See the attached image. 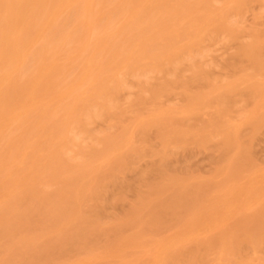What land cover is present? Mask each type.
<instances>
[{"label":"bare ground","instance_id":"1","mask_svg":"<svg viewBox=\"0 0 264 264\" xmlns=\"http://www.w3.org/2000/svg\"><path fill=\"white\" fill-rule=\"evenodd\" d=\"M5 1L6 0H0V2H2V3L5 2ZM8 1L9 0H7V2ZM13 1H16V0H13ZM20 1H22V0H19V2ZM28 1H29V5H30L31 2H30V0H28ZM35 1H36L37 4L34 3ZM35 1L32 0V2H33V5L32 6H34V4H35V5H37V7L36 6L31 7V9L29 8L30 10H28V13L30 14L31 13L30 11L33 10V8L36 7V9L34 10V13H32L30 16L27 14L30 18H29V20L26 19V20H28V22L24 21V22L27 23L26 24L27 27L24 28L27 31H25L23 29L22 35H21V34H19L20 33L19 32V29L21 31V28H19V29L17 28L18 29L17 30L18 31V35L19 36H17L18 39H16L15 41L18 40L17 41L18 43L16 42V44H19L20 47L18 45H17V47L21 48L22 51L21 50H18L17 51V54H18V52H20V54L17 55V54H15V52H16L15 49H17V48L14 47L15 49H14L13 53L15 55H13V54L10 53V56L8 57V58H11V56L13 55V57L11 58L13 60H11L10 65L8 64V66L5 67V65L7 63V61H6V63H3V64H5V65H3L5 68L2 69V70L0 69L1 70L0 71V144L3 142V143H5V147H6V148H2L0 146V241L4 243L3 246H0V264H33L34 257L29 254V252H28L29 249H33V250H36L37 251L36 258H37V260L39 262H41V264H51L53 261H57V264H60L63 261V259H64L65 255L67 254V252H69L73 248L77 247L78 245H81V243L86 242L87 239L89 240V237H93L92 240H93V243H94V237H95L94 235H96L97 234V231L99 230V228H97L98 221L96 220L98 218L95 219V216H99L98 215V212H99L100 209L97 208L98 206L97 207L94 206L92 209H91L90 206H88L89 207V210H88V208L85 210L84 209L85 207L84 208L81 207V210H79V208H80L79 207V193L82 192V191L79 192V189L80 188L79 189L78 188L77 189L76 188H70L67 192H63L61 194L64 197L63 199H54L52 201L49 200L50 202L47 201V200H46L47 202H45V198H43V197L40 198V197L36 196L32 200L25 202L24 203L25 205H23V207L20 208V209H14V204H16L17 202L13 200V198L15 196H28L30 194V191H31L30 183L33 180H35V179H40L42 181H46L44 183L47 185L52 180H55V181H63L64 178L66 180L67 177H68V181H69L68 184L71 186L70 182H73L74 183V180L73 179H75L76 178V175H77V173H75V172L78 171V170H80V169H84L87 166V163H92V162H90V160H92V161L95 160L93 158H89L90 156L93 157V154L87 153V152H92L91 149H89L90 151L87 150V152L84 153V156L86 154H89V155L86 156L87 158L85 157L86 159H84L86 161L83 160V162H80L77 165H75V168H74L75 171L74 170H71V169L68 171L67 170V166H64V165L59 166V167H56V168H53V169L48 170V171H44L43 170V166L45 165V163H44L43 158L41 157V155H44V152H42V154H37V148L39 146L37 140H38V136H39L40 133L43 134V135H46L47 138H49V134H48L49 131L52 132V133H54L55 138L51 141V147L53 149H56L57 150V148L59 147L58 146V143L62 139H66L69 145H76L75 139L72 138V137L71 138L69 137V132H71V130L74 127L80 126L81 127V131L80 130L79 131L80 132H86V129H85L86 120L84 118H79L78 117V115L80 113V111H79L80 103L83 101V99L85 97L84 94L82 93V90H81L83 88V86H85L86 89H92L94 91V94H101L102 99L98 103V108L95 109L90 114H92L91 115L92 118H95V117L97 118V117L102 116L108 109H110V107L112 105H114L119 100V97L121 95V91H122V87H123V80L118 79V78H114V76L112 74V72L116 68L119 69V70H121L124 74H129V73L130 74H133V73H135L136 71H138L140 69L141 71L143 70L145 72L144 73L142 71L143 75H147L148 73H146V71H148V72L152 71V73L156 72L155 70H157V71L159 70L160 71L162 69V66L164 65V63L168 65L166 67H169L170 65H174V66L181 65L183 59H185V57H186V56L183 57V55H185L188 52L187 55L188 54H192V56H193L196 53V52L195 53L193 52L194 51L193 48H192L193 51L191 52L190 48L192 47V45H194L197 48V49L195 48V51L198 50V48L202 45L203 33H204V30H205V27L206 26H214V24H217L220 20H223V21L224 20H227V18L229 17V15H231V16L234 15V14L237 15L238 13H236V12L238 10L244 9L242 7H245L247 4L249 6V3L248 2L251 1V0H222L225 3L224 7L223 6L222 7H215V6H212L211 4H207V3H209V0H114L115 2H117V6L114 7V8H112V10L109 11V13L107 14V18H105L106 19V22L103 23V25L101 24L100 17L102 18V16L104 15L103 10L106 8V5L109 2H112V0H66L67 1L66 2L67 4L64 7L62 6L63 4H61L59 0H35ZM38 1H40V2L38 3ZM254 1H256V0H254ZM7 2H5V3H7ZM9 3L11 4L13 2L12 1H9L7 3V5ZM23 3H24V5H26L25 4V1ZM204 3H205V5H207V8H208L207 11H208V13H204V12L202 13V10L205 9V8L202 9V5H204ZM20 4H21V2H20ZM1 5L3 7L6 4L3 3ZM17 5H18V3H17ZM11 6H12V4H11ZM19 6L20 5H18V7ZM21 8L24 11L23 7H21ZM60 8H62V9H60ZM1 9H0V43L2 45V43H3V40L2 39L4 38V40H5L8 37V35L6 34V31L9 29V27H10L9 25L12 23L10 21L11 19L8 21L9 17L7 18V16L9 14H7V16H6V13H8L9 11L11 12L12 11L11 9H13V8H10L9 7V9H10L9 11L7 9H5V11L7 10V12H5V11H3ZM204 11H206V10H204ZM68 12H70L72 14L71 16H72V19L74 20L73 22H69V15H68V17L65 16L66 19H67V21L69 22V24L64 19V14L65 13L68 14ZM11 13H13V11ZM15 13H16L15 15L13 14L14 17H17L16 15H20V14H17V12H15ZM18 13H20V12H18ZM28 16L26 18H28ZM81 17H86L87 19H89L91 21V25L88 28H85L83 26V24H81V22L78 21ZM114 19H116V20H114ZM16 20H17V18H16ZM23 20H24V18H23ZM8 22H10V23H8ZM17 22L18 21L15 22L16 25H17ZM43 23H45V25H43ZM23 24H25V23H22L21 24L22 27H23ZM26 25H24V26H26ZM13 26H15V25H13ZM43 26H45V27H43ZM17 27H18V25H17ZM224 27H225L224 29L226 30V32H228V35L230 37L236 38V37L239 36V35L237 36V34H239V30L237 28H235L232 24H230V23H228V25L225 24ZM11 28H10V30H11ZM13 30L14 29L12 28V32H14ZM17 31H15V32L17 33ZM15 32H14V34H15ZM8 33H10V32H8ZM34 33H40L39 37L37 35V37L34 38L35 40H33V35L35 37V34ZM4 34H5L6 38L4 37ZM11 35H13V34L10 33V36ZM16 35H14V36H16ZM14 38H16V37H14ZM14 38H11V39L14 40ZM257 40H258V36H257V34L255 32H253L252 41L247 45V48H254L256 46V43H257L256 41ZM8 41L9 40H7L5 42V43H7V46H8ZM35 41H36V43L33 44V42H35ZM9 42H11V41H9ZM84 43L87 45L86 49L83 48V47L86 46V45H83ZM71 44H73L75 46V48H76V56H75L74 62L71 63L67 67L66 65L68 63H66L65 53H66V50L68 49V47L71 46ZM1 45H0V49H1ZM258 46H260V45H258ZM11 47H12V45H11ZM262 48H263V46H262ZM1 51H2V49H1ZM257 51H258V49H257ZM2 52H4V50ZM259 52H261V51H259ZM7 53H5L4 55H6ZM253 53H255V51ZM256 55H258L257 52H256ZM14 56H16V57H14ZM253 56H254V54H253ZM2 57L3 56L0 53V61L2 60ZM5 58H7V57H5ZM257 61H259V60L257 59ZM58 62H59V64H60V66H61L62 69H60L59 71L56 72L54 70V65L57 64ZM262 64H260V65H262ZM179 67L181 69V66H179ZM172 68H173V66H172ZM172 68L170 67V68H166V69L167 70L170 69L171 72H172ZM202 70L203 69H201V71ZM245 70H246V68H245ZM62 72L64 73L63 78H62L63 81L59 80L55 76L56 74H59V73H62ZM169 72L170 71L168 70L167 73H169ZM234 72H236V71H234ZM167 73H166V75H169ZM241 73H242V71L240 72V74L238 72L239 75H241ZM246 73L248 75L242 74L241 76H243L244 78H245V76H248V77H251L252 76V78H253V74L250 76L249 75L250 73H248V72H246ZM205 75H206V73H205ZM255 75L257 76L258 74H255ZM196 76H194V77H196ZM229 76L232 77V74L229 75ZM229 76H228V78H229ZM180 77H182V76H180ZM197 77H200V75H198ZM207 77H208V75H207ZM200 78H198V80H200ZM235 78H236V76H235ZM231 79H234V77H232ZM179 80H180L181 84H182V81H184L183 77L182 78H179ZM201 80H202V78H201ZM202 81H204V80H202ZM206 81H204L205 84L202 85V86H205L206 85ZM210 81H208V82L210 83ZM227 81H228V79H226L225 83ZM171 82H173V81H171ZM199 82H201V81H198L197 83H199ZM214 82L216 83L217 81L214 80ZM228 82H230V80ZM252 82H255V81L253 80ZM256 82H258V81H256ZM174 83H170V82L169 83H166L168 85L165 86V87H163V88H166L165 90H169V89H171V87L172 88H175V87H173ZM176 83L179 84L178 81ZM170 84L172 85L171 87H170ZM185 84L187 85V83H185ZM200 84H198V85H200ZM220 84H221V82H220ZM208 85H211V84H208ZM233 85H232L231 88H234ZM250 85H249L250 87H253L252 86L253 83H251ZM258 85H259V83L256 84L257 87H258ZM174 86H176V85H174ZM179 86H182V85H179ZM254 86H255V84H254ZM238 87L235 90L238 91ZM243 87H241L239 89L241 90ZM163 88L161 86V89H163ZM178 88H180V87H178ZM198 88H199V86H198ZM209 88H210V86H209ZM217 88H219V87L216 86L215 88H213L214 91H212L215 95H213L211 91L209 93H205V92H207V91H205L204 92L205 95H203L202 94V91L204 89H201V88L199 89V91L201 90L200 92L198 90H196L198 92L193 91V93L190 91L193 95H195L194 92L197 94V96L196 95L193 96L194 97L193 100L195 101V102L194 101L193 102H194V105L195 106H193L194 108H193V111L192 112H194V110H195V113L196 114L199 113V112L203 114L205 112L204 115L207 118V115L208 114H211L210 113L211 112L210 108L212 107V102L210 103V100L212 99L213 96L221 95V94H219L217 92ZM235 88H236V86H235ZM246 88H248V87H244L243 89H246ZM190 89H188L187 91H189ZM226 90H229L230 91V89H226ZM226 90L223 91L224 93L222 92V94H225L227 92ZM237 91H235V92L237 93ZM183 92H185L184 89H183ZM198 93L202 94L203 96L199 95ZM232 93L233 92H231V94ZM236 93H234V95ZM206 94H207V97H206ZM228 94H229V96H231L230 93H228ZM187 95H189V94H187ZM245 95H246V93H245ZM232 96H233V94H232ZM252 96H253V94H252ZM189 97H190V95L186 99H188L190 101ZM193 97H190L191 100H192ZM225 98H226V96H225ZM227 98H228V96H227ZM234 99H235V97H234ZM154 100L156 101L155 97L152 100H150V101H154ZM188 100L186 102H188ZM219 100H220V102H222L221 99H219ZM231 100H233V99H231ZM214 101L216 102L215 98L213 100V105L215 107V105L217 103H215ZM254 101H256V100H254ZM59 102L61 103L60 106H58ZM229 102H230V99L228 100V103L225 102V106L227 104L229 106V104H230ZM261 102H263V101H261ZM184 104H186V103L184 102ZM189 104H191V102H189ZM189 104H188V106H189ZM152 105H154V104H152ZM152 105H150V106L152 107ZM205 105L207 106V108H206L207 111L205 109V107H206ZM256 105H258V104H256ZM148 106H149V104H148ZM161 106H163V108L165 107L164 105H161ZM230 107L231 106H229V108ZM159 108L161 109L160 106H159ZM222 108H224V107H222ZM229 108H228V111L231 110ZM257 108L258 107L256 106V109ZM260 108L262 109V105H261ZM174 110H172V111L171 110H168V111H162V112L156 113L155 116H153V117L150 118V121L147 120L149 122L148 124H150V125L151 124L152 125L154 124V126L156 124L158 126H155V127H157V128L159 127L158 129L159 130H162V131H159V132L162 134V138L165 137L164 138V142H167V138L169 139V137L172 136L173 126L176 125V124H180L181 123L180 120H179V123H178V121H174L173 120V118L175 116V113H178V111L174 113ZM212 110H213V108H212ZM215 111H213V112L215 113ZM230 112H228V115L230 114ZM195 113H193V114H195ZM214 113H213V115H215ZM245 113H248V112H245ZM222 114L220 112L219 115L223 116ZM244 114H243V116H244ZM189 115L190 114H188V117H190ZM219 115H217V117H219ZM194 116H196V115H194ZM62 117L67 118V121L64 122V123H59V120ZM183 117H181V118H183ZM188 117H184V118H188ZM198 117L199 116H197V118ZM253 117H255V116H253ZM175 118H177V116H175ZM230 118H232V116H230ZM234 118H236V117H234ZM263 118H264V116H263ZM207 119L209 121L208 126L206 125L204 127L201 126V127H198L197 128L194 125L196 127V131L198 130V132H195V130H194V132L196 134H198L200 132H203V133H200V134H203L204 135V133H205L204 131L209 132L210 130L211 131H214L216 129V128L213 127L215 123H213V121H210L209 120V117ZM188 120H186V121H188ZM219 120H221V119H219ZM222 120H225V118L222 117ZM234 120H236V119H234ZM18 121H22V122L20 124H18L17 123ZM186 121L185 122L183 121V125L185 123L186 126L184 125V127H182V129L181 128L179 129V132H180L179 134H181L180 136L186 135L185 137L187 138V137H189L188 136L189 134H192V132L186 130L187 127H191V126H187L188 124H186ZM192 122H193V120H192ZM196 122L197 121H195V124H196ZM198 122H199V120H198ZM223 122H222V124H223ZM204 123L207 124V120H205V122H203L202 124H204ZM143 125H145V123ZM189 125H190V123H189ZM197 125H199V123H197ZM225 125H226V128L228 127L227 129L229 131L232 130V129L229 128L230 126H232L233 128H235V126H233L231 124H229L228 126H227V124H225ZM154 126H153V128H154ZM194 126L191 127V128H189V129H193V128L195 129ZM218 126H217V128H218ZM185 127H186V129H185ZM219 127H221V126H219ZM145 128H148V129L146 130V129L142 128L143 130H141L140 133H142V131H144V132H146V133L143 132L144 133V136H146L147 134H148V136H149V134L151 135V133H148L147 132L149 130V128H151V127L150 126H148V127L146 126ZM175 128H176V126H174V129ZM212 128L214 130H212ZM226 128H224V129H226ZM236 128H237V126H236ZM123 129H125V128H123ZM123 129H122L121 132H124L125 134H127L129 132V131L127 132V130L126 131L125 130L123 131ZM137 129H138V127H137ZM234 130H236V129H233V132H234ZM149 131L151 132V129ZM153 131H154V129H153ZM174 131H176V130H174ZM220 131H219V133H220ZM121 132L119 133L120 136L123 134ZM233 132H232V134L230 132V134L234 136L235 134ZM242 132H244V131L241 130V133ZM136 134H137V132H136ZM169 134H171V135H169ZM207 134L210 135V133H207ZM213 134H215V133L213 132ZM168 135H169V137H168ZM175 135H176V133H175ZM175 135L172 136V137H174L173 139H175ZM236 135H238V137H239V134H237V132H236ZM114 136H117V134L116 135L114 134L111 137V142L108 143L107 146L110 147V149L114 148V150H115V149H117L115 147H117L118 144H120V141L123 140L122 139L123 137L121 138L119 136L120 138H119V141H118L116 139V137H114ZM198 137H199V135H198ZM229 137L230 136H228V138ZM114 138L117 141H113ZM117 138H118V136H117ZM186 138H185V140H188V138L187 139ZM147 139H149V138L147 137ZM176 139L178 141L180 139L179 142H181V138H179V139L176 138ZM176 139H175V141L177 143V140ZM183 139H184V137H183ZM219 139H222V138H219ZM235 139H237L236 136H235ZM103 140L105 141V138H102L101 139V141H103ZM133 140H131V141H133ZM143 140H146V139H143ZM214 140H210V141H214ZM146 141L148 142V140H146ZM146 141H145V143H146ZM175 141L173 142L174 144H176ZM207 141H208V139H207ZM240 141H241V139H240ZM246 141H245V143H246ZM116 142H119V143L116 144ZM170 143H172V142H170ZM197 144H199V143H197ZM237 144H240V143H237ZM130 145H132L131 142H130ZM132 146L134 147L135 145H132ZM192 146H194V145H192ZM239 146L240 145H237L236 146L235 151H237V149H238L237 147H239ZM149 147H151V146H149ZM172 147L173 146H171L170 148H172ZM177 147H179V149H182V147H180V145L177 146ZM220 147H221V145H220ZM27 148H30V149L28 150ZM136 148L137 149L134 150V151L139 150L138 149L139 147H136ZM147 148L145 147L144 148V151ZM190 148H191V146H190ZM130 149L132 150V148H130ZM201 149H203V148H201ZM232 149H234V148H232ZM242 150H241V152H242ZM108 151H110V150H108ZM224 151H227V150H224ZM248 151H249V149H248ZM147 152H148V150H147ZM167 152H168V150H167ZM167 152H165V153H167ZM169 152L171 153V151H169ZM228 152H232V151H228ZM114 153H115V151H114ZM116 153H117V150H116ZM143 153H146V152H143ZM187 153H189V152H187ZM239 153H240V151H239ZM171 154H169V155H171ZM94 155L96 156L95 153H94ZM143 155H145V154H143ZM189 155H190V153H189ZM242 155H244V154H242ZM124 156L127 157L128 155L127 156L124 155ZM145 156H147V155H145ZM148 157H149V155H148ZM115 158L117 159L116 161L118 163H121L120 156H115ZM127 158H129V157H127ZM134 158L135 157H133V160L130 161V162H133V164H134V161H135ZM222 159H223V157H222ZM222 159H221V161H224ZM231 159L233 160V158H231ZM125 160L127 161V159H125ZM158 162H159V164H162L161 166L165 165L164 162L163 163H160L159 160H158ZM229 162H230V160H229ZM167 163H169V162H166V164ZM221 163L219 164V166L221 165ZM159 164H157V165H158V168H159V171H160L162 167H159L160 166ZM170 164H172V162H170ZM229 164H228V166H229ZM22 166L28 172L29 178L27 180H20V176L21 175H20V169L19 168L22 167ZM130 167H131V165H130ZM166 167H168V165L165 166V169H167ZM169 167H170V165H169ZM222 167H220V168H222ZM257 167L254 168V169H257ZM158 168H156V170ZM227 168L228 167H226L225 169H227ZM152 169L155 172V168H152ZM165 169H163L164 172H165ZM183 169L186 170L185 168H183ZM187 169H189V168H187ZM112 170H114V169H112ZM179 170H181V169H179ZM253 170H252V172L249 171L250 172L249 175H251V173H253ZM126 171H127V169H126ZM151 171L148 170V172H151ZM171 171H173V170H171ZM176 171H178V170H176ZM216 171H217V169H216ZM164 172H163V174H164ZM178 172L180 173V171H178ZM182 172H184V171H182ZM222 172H220V173H222ZM225 172L226 171H224V173ZM255 172L256 171H254V173ZM160 173H161V171H160ZM172 173H174V172H172ZM179 173H178V175H179ZM247 173H246V175H247ZM150 174H152V173H148V176H146V177L148 178L150 176ZM215 174H216V172H215ZM141 175L143 177L142 180H144V179L147 180V178L145 176H143L144 174H141ZM181 175H184V174H181ZM222 175L223 174H221V176ZM110 176L112 177L113 175L109 174V178L110 179H113L114 176L112 178ZM192 176H190V177L192 178ZM260 176L263 177V175H258L259 179H260ZM120 177H122V175H120L118 178H120ZM198 177H196V178H198ZM245 177L247 178L248 176H244L243 179ZM258 177H257V179H258ZM109 178L108 177L106 178V182L107 181L110 182V180H108ZM118 178H114L115 181H117ZM164 178H165V176H164ZM184 178H186V177H183L182 179L184 180ZM193 178H195V176H193ZM216 178H220V177H217L216 176ZM172 179L173 180L175 179L174 182H173V185L174 186H172L173 188L175 187L176 182L178 183V181H179V183L180 182L181 183H180L179 186H177V188L175 187L176 189L174 191L172 190L173 192H168L169 189L167 190L168 196L165 195V197L167 196V198H166L167 200L165 199V202L162 203V204H160L159 206L160 207H163V209L166 212H170V213L173 214L174 209L187 207L189 204H191V203H189L192 200L190 198H194L195 195H197V196L200 195L199 193H200V189L202 188L201 185L203 184V182H202V179L200 180V178L197 180V183H195L196 181L194 180V184H197L198 186L195 185L196 186V188H195L196 189L195 190V195L191 196L192 193L190 192V188L192 187V183H193L192 180H190L192 182L190 184V182L184 183L185 180H184V182L182 181V179L179 180L180 177H177V178L176 177L175 178L172 177ZM176 179L178 181H176ZM251 179H252V177H251ZM251 179H248V181L251 180ZM259 179L257 181H260V180H262L264 178H261L260 180ZM118 180H120V179H118ZM149 180H150V178H149ZM151 180L154 181L153 177H151ZM164 180H167V179H164ZM173 180H171V181H173ZM242 180H240V181H242ZM244 180H247V179H244ZM150 181H147L145 183L147 185H149L148 182L151 183ZM163 181H162V183H163ZM232 181H233V179H232ZM95 182H97V180ZM154 182H156V181H154ZM168 182H170V179L167 180V183ZM236 182H237V180H236ZM238 182H239V180H238ZM76 183H78V182L75 181V183L72 184L73 185L72 187H74ZM79 183H80V181H79ZM156 183L159 184L160 182H156ZM167 183L165 184L166 186H167ZM209 183H211V182H209ZM244 183L246 184L248 182L247 181H244L242 184L240 183L242 187L235 186L236 189H239V188H244L245 189L246 186L244 185ZM254 183H256V182L253 181V184H252V181H251L250 184L251 185H255ZM262 183H260V185ZM142 184H143V182H142ZM257 184L254 187L260 188L262 186L261 185V186L258 187L259 184L258 185ZM91 185H93V184H91ZM237 185H239V184H237ZM243 185L245 187H243ZM223 186H225V185H223ZM76 187H79V186L76 185ZM96 187H103V186H98L97 185ZM96 187H94V188H96ZM126 187H127V185H126ZM172 187H170V188H172ZM250 187L251 186L249 185V186L246 187V189L247 188L249 189ZM85 188L87 190L90 189V188H87V187H85ZM257 188H256V190H257ZM81 189H82V187H81ZM165 189H167V188H165ZM220 189H221V187H220ZM92 190L94 191V189H92ZM92 190L90 189V191L87 192L89 194V196H91ZM239 190H237V191H239ZM95 191H94V193H92L93 199H94V196H95L94 194H96ZM202 191L203 190H201V192ZM211 191H213V190H211ZM85 192H86V190H85ZM167 193H165V194H167ZM83 194L84 193L82 192V196H83ZM148 195H150V194H148ZM162 195H164V194H162ZM245 195H244V198H245ZM85 196H86V194H85ZM89 196L87 198H89L90 200H92ZM119 196H122V195H118L117 197L119 198ZM206 197L207 196H205V198ZM67 198L70 201H67ZM147 198H150V196H148ZM202 198H201V201L204 200V199L202 200ZM231 198H234V197H231ZM236 198H239V196H237ZM115 199L117 200V198H115ZM151 199L152 198H150V200ZM213 199H210V201L206 202L207 204L209 202L211 203L210 205L208 204L209 206L207 204H205V206H207L208 209L205 206L202 207V206L198 205V203H195L194 206H196V207L199 206L197 208L198 210H196V211H199L201 209H203L204 211L205 210L206 211H209V209L211 208L210 206H213L214 205L213 203L215 202V200L211 202V200H213ZM84 200L85 199H83V201ZM150 200L148 201L149 204L147 203L148 206H149L148 208H150V206H152V205H154L153 207H155L156 206L155 203L153 204L154 201L152 202ZM154 200L157 201L158 198H157V200H156V198ZM207 200L208 199L206 198V200H204V201H207ZM193 202H194V200H192V203ZM262 203L260 205H262ZM158 204H159V202H158ZM202 204L204 205V203H202ZM232 204H235V203H232ZM30 205H34L35 207L30 208ZM82 205L83 204L81 202V206ZM146 205L143 206V207L141 206L142 209H138L140 207L139 205H138L137 209L134 208V210H132L131 215H130V217H129L128 220L134 222L133 224L131 222V224L133 225L134 228H136V230L138 228L142 227V226H145L144 225L145 223H146V225L149 224V226L147 227V231L148 232L144 231V232H146L147 235L145 233L144 234L147 237H149V239L150 238L152 239V234H151L150 231H152L151 227L153 228L154 226L152 225V223H150L151 221L149 220V218L146 219V217H145V214H146L145 210L146 211L149 210V209L148 210L147 209H144V208L147 207ZM215 205H217L215 207H218V203H216ZM221 205H222V203H221ZM231 205H230V207H231ZM260 205H259V207H260ZM215 207H213L214 210H215ZM233 207H235V205ZM249 207H250V205H249ZM263 207H264V204H263L262 208ZM189 208H190V206H189ZM220 208H217L218 209V212H217V209L215 211L217 213L223 215L222 210ZM223 208H226V210L223 209L224 210L223 212H225V211L228 210L226 204H225V206ZM82 210H84V211L82 212ZM212 210L213 209H210V211H212ZM214 210H213L212 213L211 212L210 213L205 212V213H208L206 215V217H204L205 216L203 214L204 212H201V211L200 212H201V215L203 214L202 216L204 218H207L206 221H208L210 219L212 220V217L213 216H210V214H214L215 213ZM219 210H221V211H219ZM257 210L260 211V209H256V211ZM230 211L232 212L233 210L231 209ZM200 212L199 213L197 212L198 214L195 213V212H193V214H192V211H191V214L192 215L189 214L188 216L190 218H191V216L196 217L197 215L200 214ZM255 212H253V213H255ZM99 213H101V212H99ZM91 214L94 217H93V220H91L89 222V217H90ZM152 214H153V216H152ZM159 214H160V211H157V209H156L154 213H152V210H150V212L148 211V214H146V215H150L149 217L152 218L151 219L152 222H155L156 221V218L158 217ZM241 214H243V213H241ZM180 215L182 216L183 214L180 213ZM222 215H218V217L219 216H222ZM230 215L232 217V215H234V214H232V213L229 214L228 213V217L226 215V218L227 219L224 218V216H225L224 215L223 218H220L219 217L220 218V220H219L218 217L215 218V214H214V217H213V220L212 221L215 224V227L217 226V223L219 224V221L220 222L221 221L223 222V219L228 220V218L230 217ZM43 216H45V217L43 218ZM185 216H187V215H185ZM188 216L187 217H184V219L185 218L189 219ZM40 217L43 218V219H40ZM75 217L77 219H74V221H71ZM193 217H192V219H194ZM209 217H211V218L209 219ZM250 217H252V216H250ZM196 218L194 219L195 221L189 219L190 220V223H192V228H191V226H189V227L186 226V227L191 228L193 231L195 230L193 228L194 226L196 227V229L197 228L198 229H200V228L203 229L204 228L203 225L206 224V223L205 222L202 223L203 220H200L201 223H199V219H201L202 217H199L198 219H196ZM216 219H218V221ZM231 219L233 220L234 218L232 217ZM231 219H229L228 221L230 222ZM196 220L198 221L197 224H199V226H200V224H202L201 225L202 227L200 226V228H199V227L196 226L197 225L196 224ZM214 220L217 221V223H215ZM174 221H175V219H174ZM178 221H180V220H178ZM186 221L183 220L182 223L183 222H186ZM193 221L195 222V225H194V222ZM212 221L210 222V224H212ZM228 221H227V223L225 221V224L223 222V224H221V225H227L228 224ZM71 222H73V223H71ZM180 222H178V223H180ZM11 223H14V224H11ZM176 223H177V221H176ZM176 223H175V226H177ZM182 223H180V226H182ZM251 223H252V220H251ZM58 224L61 225V228H60L61 233L63 231V232L68 233V235H64L66 238L64 237L63 239L60 238L62 236L59 237V236L55 235V237L53 238V240L57 242V245L55 247H51L48 243L45 244V242L49 239L48 238L49 236L48 235H47L48 237L46 236V232H47L48 229L55 228V226L58 225ZM153 224H155V223H153ZM207 225L208 224H206V226ZM212 226H213V228L211 227V225H209L208 227H206L205 230H208L209 229L210 230L209 232L211 233L212 232V229H213V232H214L215 229H220V228L222 229L223 228V227H220V225H218L214 229V225H212ZM173 228H174V226H173ZM173 228H172V231L175 229V228L174 229ZM181 228L182 227H178V228H176V230H180ZM191 229H188V230L189 231H192ZM12 230H13V232H12ZM106 230L107 229H105V231ZM140 230H141V228H140ZM169 230H170V228H169ZM169 230H167L168 233H169ZM233 230H230V231L232 232ZM249 230L251 231V229H249ZM189 231H188V234L185 231H183V232H185V234L187 236L190 235L188 238H186V236H185L184 239H182V240H185V239L188 240V241L185 240V242H191V241H189L190 237L193 240H196V238H197L195 236H191V234H190L191 232L189 233ZM198 231L200 232L202 230H198ZM222 231H223V229H222ZM255 231H256V229H255ZM133 232H135V231H133ZM167 232H165V233H167ZM171 232H170V235L169 236H171ZM195 232H196V230L194 231V234H196ZM205 232H206L207 235L209 234L207 231H205ZM205 232H201V233H205ZM252 232H254V230ZM201 233H198V234H200V236L201 235L204 236V234H201ZM178 234L179 233L177 232L176 233V236ZM185 234L182 233V235H185ZM194 234L192 233V235H194ZM250 234H253V233H250ZM258 234H259V232H258ZM58 235H60V233H58ZM99 235H100V233H99ZM138 235H139V232H138ZM145 235H144V237L142 236L143 237V243H145L146 240L147 241H150V242H153L154 241V240H151V239L148 240ZM156 235H157V233H156ZM173 235H175V234H173ZM173 235L171 236L172 238H173ZM123 236H120V237L122 238ZM132 236H133V234H132ZM137 236H135L137 238L136 244H137V242H140L139 241V238H138L139 236L138 237ZM169 236H167V238ZM248 236H250V237L248 238ZM177 237H175L176 238L175 241H177V239L180 237V235H179L178 238ZM198 237H199V235H198ZM238 237H241V236H238ZM123 238H122V240H123ZM133 238L134 237H131V238H129V240L130 239L132 240ZM144 238H146V239H144ZM156 238H157V236H156ZM161 238L164 239V237H161ZM204 238H205V236H204ZM246 238H247L246 240H248V241L251 238L252 239V240H250L251 242H253V240H254V236H251V235H248V234H247V237ZM157 239H159V241H158V243H155V244L153 243L154 246L156 244H159L161 242L160 241V238H157ZM157 239H155V240H157ZM169 239H171V238L169 237ZM169 239L167 240V242L169 241ZM221 239H222V237L220 238V240ZM230 239H232V238H230ZM230 239H229V241H230ZM122 240H121V242H122ZM129 240H128V242H129ZM134 240H135V238H134ZM179 240H181V237L178 239V241ZM255 240H256V237H255ZM196 241H198V240H196ZM206 241H207V239H206ZM212 241L213 240L210 239L209 243H206L205 242L206 244H204V245L202 244L203 245V248H204V252L203 251H202L203 253L201 252L202 254L195 253V254H197V256L198 255L200 256V257H197L198 258V260H197L198 263L200 262V260L206 259L207 257H209L210 254H212L213 255V259L210 260V263L212 261L213 264H238V263H236L237 260H235L233 262L232 259L235 258V257L238 258L236 256L237 253H238V256H239V252H240V254L243 252L242 249L239 248L240 245L239 246L237 245L236 247L234 245V247H233L232 246V244H233L232 242L233 241H230V242L228 241V243L226 242L223 245H222V243L221 244L219 243L220 246H217V244H214V242H212ZM250 241H249L248 245L251 246L252 243H250ZM258 241H259V239L256 241V244H257ZM17 242L21 243L22 246L21 247L17 246V244H16ZM172 242L173 241H171V243ZM182 242H184V241H182ZM263 242L264 241L262 240V244H264ZM93 243H88L87 242V244H92V246H90V245L88 246V247H90L89 249H91V248H92V250L95 249V245L93 247ZM132 243H133V241H132ZM141 243H142V240H141ZM141 243H139V244L141 245ZM146 243L147 244H150L151 246H153V244H151V243H148V242H146ZM180 243H179V245L181 247L184 243L183 244H180ZM199 243H200V241H199ZM136 244H134V245L137 246ZM243 244H245V243H243ZM164 245H165V247H163V248H166L165 249L166 251H164V252L168 253L167 246H166L168 244H164ZM169 245H172V244L169 243ZM254 245H255V243H254ZM106 246L108 247L109 245H106ZM151 246H149V247H151ZM156 246L158 247V245H156ZM183 246L185 247V245H183ZM213 246L215 248L219 247V248L215 249L216 250V252H215L216 254H213L212 253L213 251L211 252V250L213 249ZM86 247L87 246H85L84 249H86ZM143 247H140V248H143ZM146 247L148 248V245L143 248L144 250L146 249L145 252L150 249V248L147 249ZM157 247H156V250L150 249L151 252L149 251L150 254H148V256L150 255L152 258H150V260L149 259L146 260L145 262L147 263V261H148V262H150V264H167L169 262V260L166 263V261H167V259H166L167 256L165 255L166 253L164 254L165 255V258L163 256V253H162V256H160L161 254L159 252H161L162 250L161 251H160V249L157 250ZM170 247L171 248L173 247L174 248L173 250L177 249L176 248L177 247L176 245L175 246L172 245ZM163 248H161V249H163ZM103 249H106L107 250V248H103ZM143 249H142V251H141V249L138 250V251H140V253H141V252H143ZM184 249H186V247L185 248H182V251H184ZM197 249H198V247H197ZM92 250H90L88 252H91ZM254 250L256 251L257 249H253V251ZM260 250H261V248H260ZM182 251H181V253H182ZM248 251H250V250L248 249ZM195 252H196V250H195ZM92 253H94V251H92L90 254H92ZM134 253H136V252H133V256H134ZM184 253H185V251H184ZM178 254H179V252H178ZM186 254H187V252H186ZM188 254H189V252H188ZM212 255H210V257ZM256 255H258V254L256 253ZM90 256L91 255L88 254V258H86L87 261H88V259H89ZM92 256H93V254H92ZM94 256H96V255H94ZM102 256L105 257V254H103ZM136 256L137 255L134 256V259H131L129 257V255H127V252H124V253H121L120 255H118V256H116L114 258H117L115 261H118L119 264H120V261L123 262V264H125V263L126 264H129V263L130 264H139L140 262L138 263V261L141 260V259H140V257L136 259ZM184 256L185 255L183 254V258L185 259ZM240 256H243V254H241ZM145 257H147V256L145 255ZM175 257H177V256H175ZM188 257H190V256H188ZM257 257L258 256L255 257L254 262H255V260H256ZM94 258L96 259V257H92L91 260L94 259ZM194 258L195 257H193V259ZM239 258H238V261H239ZM181 259H182V256H180V260ZM184 259L181 260L182 263L184 261L186 263L187 261H191V260H192L191 262H194L193 259H189V258H187V260L186 259L184 260ZM178 260H179V258H178ZM243 260L246 261L247 259H245V257H244ZM248 260H250V259L248 258ZM109 261L111 262V259ZM250 261H252V260H250ZM65 262H66V260H65ZM93 262H94V260H93ZM142 262H144V260H142ZM191 262L190 263H187V264H191ZM81 263L84 264V262H82V261H81ZM88 263H89V261H88ZM103 263L104 262H102V264ZM203 263H204V261H203ZM242 263L243 264H246L247 261H246V263L245 262H242ZM98 264H101V263H98ZM114 264H117V262L116 263L114 262ZM168 264H170V263H168ZM192 264H196V263L194 262ZM201 264H202V262H201ZM206 264H208V263H206ZM239 264H241V262ZM250 264H254V263H250Z\"/></svg>","mask_w":264,"mask_h":264},{"label":"rangeland","instance_id":"2","mask_svg":"<svg viewBox=\"0 0 264 264\" xmlns=\"http://www.w3.org/2000/svg\"><path fill=\"white\" fill-rule=\"evenodd\" d=\"M9 1L13 2V3H11L12 6H11L10 3L7 5V3ZM9 1L7 2V0H6L5 2H7V3L3 2L4 4L7 5V6L5 5L3 7L1 5L3 3L0 2V5H1L0 7L2 8V9L1 8L0 9L3 10V11H5V9H7L9 11L10 10L9 7L13 8V9L15 8L14 10L11 9L13 11V13H11L12 11L11 12L9 11L8 13H6V16H7V14L10 15V16L9 15L7 16V18L9 17L8 21L11 19L10 21L12 22L9 25L10 27L6 31V34L8 35V37L10 36V33L13 34V35H11L9 38L8 37L6 38V36L4 34V37L6 39L5 40H4V38L2 39L3 40L2 45L0 43L2 51L4 50L5 53L8 52L6 54L7 55L6 56V55H4L5 53L2 52L1 49H0V53L4 57V58L2 57V60L0 61V65L2 66V67L0 66L1 70L4 69L6 66H8V64L10 65L11 60H13V59H11L13 57V55L17 54L18 50H21V48H19L20 47L19 44H16V42L18 40L15 41L16 39H18L17 36H19L17 30L19 28H21V31L19 29V32H20L19 34L22 35L23 29L27 27V25H26L27 23L26 22H28V20L30 18L29 16L32 13H34V10L37 7V5L34 4V6H36V7L33 8V10L30 11L31 13L29 14L28 10H30L31 7H34V6H32L33 5L32 0H30V2H31L30 5L31 6L29 5V1L28 0L20 1L21 4H20L19 0H16V1L9 0ZM24 1H25L26 5H24V3H23ZM59 1H60L61 4H63L62 5L63 7L67 4L66 0H63V1L59 0ZM210 1L211 0H209V3H207V4H211L212 6H215V7H222V6L224 7V5H225V3L222 0H212L211 2ZM39 2L40 1H38V3ZM17 3H18V5H20L19 7H18ZM34 3H36V1ZM205 3H204V5H202V9L205 8V9L202 10V13L203 12L204 13H208V11H207L208 8H207V5H205ZM248 3H249V6L247 4L245 7H242L244 9L241 8L242 10H238L239 12L238 11L236 12V13H238L237 15H235V14L232 15V16L229 15L227 20H224V21L220 20L217 24H214V26H206L205 30H204V33H203L202 45L196 51H195L196 47L194 45H192L190 50L192 52L193 49H194L193 52L194 53L196 52V53L195 54L193 53L194 54L193 56H192V54H188L189 55L188 56L187 55L188 52L185 55H183V57L184 56H186V57H185V59L182 58L183 61H182L181 65H178V66L170 65L169 67H166L168 65L164 63V65L162 66V69L160 71L159 70L158 71L155 70L156 72H154V73H152V71H150V72L146 71V73H148L147 75H143V73H142L143 70L141 71L140 69L138 71H136L135 73H133V74H130V73L129 74H124L121 70L116 68L112 72V74H113L114 78H118V79L123 80V87H122L121 95L119 97V100L114 105H112L110 107V109H108L102 116L97 117V118L96 117L92 118V116H91L92 114H90L91 112H93L95 109L98 108V103L102 99L101 94H94V91L92 89H86L85 86H83V88L81 90H82V93L84 94L85 97H84L83 101L80 103V107H79L80 113H79L78 117L79 118H84L86 120V124H85L86 132H80L81 131V127L80 126L74 127L71 130V132H69V137L70 138L72 137V138L75 139L76 145H69L66 139H62V140L59 141V143H58L59 147L56 150V149H53L51 147V141L55 138L54 133L49 131L48 132L49 138H47L46 135H43L41 133L39 134L38 140H37V142L39 144V146L37 148V154H42V152H44V155H41V157L43 158L44 163H45V165L43 166V170L44 171H48V170H51L53 168H56V167H59V166H62V165L67 166V170L68 171L70 169L74 170L75 165H77L80 162H83V160L87 158L86 156L89 155L90 153L93 154V157L90 156L89 158L95 159L93 161L90 160V162H92V163H87V166L84 169H80V170L75 172V173H77V175H76V178L73 179V180H74V183H75V181L78 182V183H76L74 187H72L73 186L72 184H74L73 182H70L71 186L68 184L69 183L68 177H67L66 180L64 178L63 181L52 180L47 185L44 183L46 181H42L40 179H35V180H33L30 183L31 191H30V194L28 196H15L13 198V200L17 202L16 204H14V209H20V208L23 207V205H25L24 204L25 202L32 200L36 196H38L40 198L41 197L45 198V202H47L49 200L52 201L54 199H63L64 197L61 195L63 192H67L70 188H76V189L80 188L81 189V187H82L81 190L79 189V192L82 191L84 194L82 196V192L79 193V207H80L79 210H81V207L82 208L85 207L84 208L85 210L88 208V210H89L88 206H90L91 209L94 206L95 207L98 206L97 208L100 209V210L99 209L98 210L101 213L98 212L99 216H95V219L96 218L99 219V220L96 219L98 221L97 228H99V230L97 231V234L94 235L95 236L94 237V243H93V240H92L93 237H89L90 241L87 239V241L81 243V245H78L77 247L73 248L70 251L68 250L69 252H67V254L64 257V259L66 260L67 263L63 259V261H62L63 263L61 262L60 264H64V263L65 264H83V263H81V261L84 262V264H91V263L92 264H98V263L102 264V262H104L103 264H114V262L115 263L117 262V264H119L118 261H115L117 258H114V257H116V256H118V255H120L121 253H124V252H127V255H129V257L131 259H134V256L137 255L136 259L139 258V257L141 259V260L138 261V263L140 262L139 264H142V263L145 264L146 260H148V259L150 260V258H152L150 255L148 256V254H150V252H151L150 249L156 250V247H157L156 245H158L157 250H159V249H160V251L162 250L161 252H159L161 254L160 256H162V253H163L164 258H165V255L167 256L166 257V259H167L166 263L169 260L168 263H170V264H173V263L174 264H187V263H190L192 260L191 261H187L185 263V261H184L185 259L186 260H187V258L193 259V257H195L193 259V261L197 264L198 263V261H197L198 258L197 257H200V256L199 255L197 256V254H195V253L202 254L204 252L203 245L206 244V243H209L210 239L213 240L212 242H214V244H217V246H220L219 243L220 244L222 243V245L225 244L226 242L228 243L230 238H232V239H230V241H233L232 242L233 244L231 243L232 246L234 247V245H235V247H236L237 245L238 246L240 245L241 247L239 246V248H241L242 251H243V252L241 251L242 252L241 254H243V256H240L241 255L240 252H239V256H238V253L236 255L238 258L240 257L241 259L239 258V261H238V258L235 257L236 259L235 258L232 259L233 262L235 260H237L236 263H238V264L240 262H241V264H243L242 262L246 263V261H247L248 264H250V263L264 264V246H263L264 244H262V240L264 241V207L262 208V206L264 204V202H263L264 201V179L260 180L261 178H264V118H263V116H264V104H263L264 103V90H263L264 89V0H256V1L251 0ZM116 6H117V2H115L114 0H112V2H109L106 5V8L103 10L104 15L102 16V18L100 17L102 25H103V23L106 22L105 18H107V14L109 13V11L112 10V8H114ZM21 7H23L24 11L22 10ZM60 9H62V8H60ZM7 10L5 12H7ZM204 10H206V11H204ZM15 12H17V14H20V15H16L17 17H14V15L16 14ZM18 12H20V13H18ZM68 15H69V22H73L74 20L72 19V16H71L72 14L70 12H68V14L65 13L64 14V19L69 24V22L67 21V19L65 17V16L68 17ZM27 16H28V18H26ZM16 18H17V20H16ZM23 18H24V20H23ZM26 19H28V20H26ZM15 20L18 21L17 22L18 27L15 24V22H16ZM114 20H116V19H114ZM24 21H26V22H24ZM78 21H80L81 24H83V26L85 28H88L91 25V21L89 19H87L86 17H81ZM8 23H10V22H8ZM22 23H25V24H23V27L21 25ZM228 23L232 24L235 28H237L239 30V34H237V36L239 35L238 37L233 38V37H230L228 35V32H226V30L224 29L225 28L224 25L225 24L228 25ZM12 24L15 25V26H13ZM24 25H26V26H24ZM43 25H45V23H43ZM11 27L14 29L13 31L14 32L17 31V33L15 32V34H14V32H12V28ZM43 27H45V26H43ZM10 28H11V30H10ZM24 30L27 31L26 29H24ZM8 32H10V33H8ZM253 32H255L257 34V36H258V40L256 41L257 42L256 46L254 48H247V45L252 41ZM34 34H35V37L33 35V40H35L34 38H36L37 35H38V37L40 35V33H34ZM14 35H16V36H14ZM14 37H16V38H14ZM11 38H14V40H12ZM7 40L12 42L11 43V42L8 41V46H7V43H5ZM34 43H36V41L33 42V44ZM85 43L83 45L87 44V43L86 44ZM11 45H12V47H11ZM17 45L19 47H17ZM258 45H260V46H258ZM262 46H263V48H262ZM14 47L17 48V49H15ZM86 47H87V45L85 47H83V48L86 49ZM14 49L16 51L15 54L13 53ZM257 49H258V51H257ZM254 51H255V53H253ZM259 51H261V52H259ZM256 52H257L258 55H256ZM10 53L13 54V55L11 56V58H8L10 56ZM252 53L254 54V56H253ZM18 54H20V52H18ZM16 56H14V57H16ZM75 56H76V48H75V46L73 44H71V46L68 47V49L66 50V53H65L66 63H68L66 65L67 67L71 63L74 62ZM5 57H7V58H5ZM257 59L259 61H257ZM6 61H7V63H6ZM3 63H6V65L3 64ZM260 64H262V65H260ZM3 65H5V67ZM172 66H173V68H172ZM179 66H181V69H180ZM165 67L166 68H170L171 67L172 68V72H171L170 69H168L170 72L167 73L168 70ZM245 68H246V70H245ZM60 69H62V68H61V66H60V64L58 62L57 64L54 65V70L57 72ZM201 69H203V70L201 71ZM234 71H236V72H234ZM241 71H242L241 75L242 74L248 75L246 73V72H248V73H250L249 74L250 76L253 74V78H252V76L251 77L245 76V78H244L243 76L239 75ZM204 72L206 73V75H205ZM238 72H239V74H238ZM166 73L169 74V75H166ZM231 74H232V77H234V79H231L232 77L229 76ZM255 74H258V75L256 76ZM63 75H64V73L62 72V73L56 74L55 76L59 80L63 81V79H62ZM196 75L197 76L200 75V77L204 81L207 80L205 86H202V85L205 84V82L202 81L201 78L197 77ZM207 75H208L209 78L207 77ZM180 76H182L183 79H184V81H182V84H181V82L179 80V78H182ZM194 76H196L197 78L194 77ZM228 76H229V78H228ZM235 76H236V78H235ZM198 78H200V80H198ZM226 79H228V81L230 80V82L227 81L225 83ZM197 80L201 81V82L197 83L198 82ZM214 80L217 81V82L215 83ZM253 80L255 82L256 81H258V82H256V83L252 82ZM171 81H173V82H171ZM177 81L179 82V84L176 83ZM208 81H210V83ZM169 82L170 83H174L175 82L176 84L174 83V85H176V86L173 85V87H175V88H172L171 87L172 85L170 84L171 89L165 90L166 88H163V87L167 86L168 84H166V83H169ZM220 82H221V84H220ZM185 83H187V85ZM251 83H253V85H252L253 87H250ZM257 83H259L258 87L256 86ZM198 84H200V85H198ZM208 84H211L212 86L208 85ZM233 84L236 86V88H235V86ZM254 84H255L256 87L254 86ZM179 85H182V86H179ZM215 85L217 87H219V88H217V92L219 94H221L222 96L221 95H217V96H213L212 97L213 100L215 98L216 102L215 101L214 102L217 103L219 106L216 104L215 107H214L213 100L211 99L212 100V101L210 100V103L212 102V107L210 108V110H211L210 113L211 114H208L209 116L207 115V118L209 117V120L213 121V123H215L213 127L216 128V129L214 130L212 128V130H214V131L210 130L209 132L204 131L206 133V134L204 133V135L200 134V133H203V132H200V133L196 134L195 132H198V130L196 131V127L198 128V127H201V126L202 127H204L206 125L208 126L209 121L206 118V116L204 115L205 112L203 114L200 113V112L196 114L195 110H194V112H192L193 108H194L193 106H195L194 105L195 101L193 100L194 99L193 96H195V95L197 96V94L195 92H194L195 95H193L192 93H193V91H196V90L199 91V89L201 88V89H204L202 91V94L205 95L204 94L205 91H207L205 93H209L210 91L211 92L214 91L213 88L216 87ZM232 85H233L234 88H231ZM161 86H162L163 89H161ZM198 86H199V88H198ZM209 86H210V88H209ZM243 86L244 87H248V88L243 89L244 88ZM178 87H180V88H178ZM237 87H238V91L235 90V89H237ZM241 87H243L242 88L243 90L239 89ZM183 89H184L185 92H183ZM188 89H190V90L187 91ZM226 89H230V91L226 90ZM233 89L235 91H237L238 94ZM225 90L228 93H230L231 96H229V94L227 92L225 94H222V92L225 91ZM198 91H196V92H198ZM231 92H233L232 93L233 96H232ZM234 93H236V94L234 95ZM245 93H246V95H245ZM187 94H189L190 97H193L192 100H191L190 97H189L190 101L188 99H186L189 96ZM198 94L203 96L200 93H198ZM212 94L215 95L213 92H212ZM252 94H253V96H252ZM225 96H226V98H225ZM227 96H228V98H227ZM152 97L153 98L155 97L156 101L155 100L154 101H150V100L153 99ZM206 97H207V94H206ZM234 97H235V99H234ZM219 99H221L222 102H220ZM229 99H230L229 103L230 104L232 103L231 105L229 104V106H231L232 108L231 107L229 108L228 104L225 106V102L228 103ZM231 99H233V100H231ZM187 100H188V102H186ZM254 100H256V101H254ZM183 101L186 104H184ZM261 101H263V102H261ZM189 102H191L192 105L189 104ZM60 104L61 103L59 102L58 106H60ZM148 104H149V106H148ZM152 104H154V105H152ZM157 104L161 107V109L159 108V106ZM188 104H189V106H188ZM256 104H258V105H256ZM150 105H152V107ZM161 105H164L165 107L163 108V106H161ZM261 105H262V109L260 108ZM256 106L258 107L257 109H256ZM222 107H224V108H222ZM206 108H207V106L205 107V109ZM212 108H213V110H212ZM228 108L231 109V110L233 109V110L232 111L231 110L228 111ZM168 110H171V111L174 110V113L178 111V113H175V116H177V118H175V116H174L175 119L173 118V120L174 121H178V123H179V120H180L181 123L174 125V126H176L175 129H174V126H173L172 136H174L175 133H176L175 139L176 138H178V139L181 138V142H179L180 139H179V141L176 139L177 140V143H176L175 139H173L174 137H172V136L169 137V135H171V134L168 135L169 139L167 138V142H164V138L165 137L162 138V134L159 132V131H162V130H159L158 129L159 127L158 128L155 127V126H158V125L155 124V126H154V124L153 125L152 124L151 125L148 124L149 123L148 121H150V118L155 116L156 113H159V112H162V111H168ZM206 111H207V109H206ZM213 111H215V113ZM212 112L216 116L213 115ZM220 112H221V114L223 113L222 114L223 116L219 115ZM228 112H230L229 115L232 116V118H230V116L228 115ZM245 112H248V113H245ZM193 113H195V114H193ZM188 114H190L189 115L190 117H188ZM243 114H244V116H243ZM194 115H196V116H194ZM217 115H219L220 118L217 117ZM183 116L184 117H188V118H184ZM197 116H199V117L197 118ZM253 116H255V117H253ZM181 117H183V118H181ZM222 117H224L225 120H222ZM234 117H236V118H234ZM219 119H221V120H219ZM234 119H236V120H234ZM186 120H188V121H186ZM192 120H193L194 123L192 122ZM198 120H199V122H198ZM205 120H207V124H205V123L202 124L203 122H205ZM66 121H67V118L62 117V118H60L59 123H64ZM183 121L184 122L186 121V124H188L187 126H191V127H193L194 125L196 126V127L194 126L195 129L194 128L193 129H189L191 127H187V129H186V127H185V129L187 131L192 132V134L188 135L189 136V137H187L188 140H185V138H186L185 136L186 135L180 136L181 134H179L180 133L179 129L180 128L182 129V127H184V125H185V123L183 125ZM195 121H197L196 124H195ZM21 122L22 121H18L17 123L20 124ZM222 122H223V124H222ZM144 123H145V125H143ZM189 123H190V125H189ZM197 123H199V125H197ZM225 124H227V126L229 124H231V125L235 126V128L230 126L229 128L232 129V130L229 131L227 129L228 127L226 128ZM218 125L221 126V127H219ZM144 126L145 127L146 126L147 127L148 126L151 127V128H149V130L151 129V132L149 130L147 131L148 133H151V135L149 134V136H148V134H147L146 136H144V133H146L144 131H142V133H140L141 130H143L142 128H144L146 130L148 129V128H145ZM153 126H154V128H153ZM217 126H218V128H217ZM236 126H237V128H236ZM137 127H138V129H137ZM123 128H125V129H123ZM224 128H226V129H224ZM122 129H123V131L127 130V132L128 131L129 132L127 134H125L124 132H121ZM153 129H154V131H153ZM233 129H236V130H234V132H233ZM174 130H176V131H174ZM194 130H195V132H194ZM241 130H243L244 132L241 133ZM219 131H220V133H219ZM120 132L123 133L121 136L119 135ZM136 132H137V134H136ZM213 132L215 134H213ZM230 132H231V134L233 132L235 135L234 136L231 135ZM236 132H237V134H239V137H238V135H236ZM207 133H210V135L207 134ZM114 134L115 135L117 134L118 138H117V136H114V137H116V139L118 141H119L120 137L121 138L123 137L122 138L123 140L120 141V144H118L117 147H115V148H117L115 150H114V148L110 149V147L107 146L108 143L111 142V137ZM198 135H199V137H198ZM228 136H230V137L228 138ZM235 136H236L237 139H235ZM147 137L149 139H147ZM183 137H184V139H183ZM102 138H105V141L104 140L101 141ZM219 138H222V139H219ZM116 139L114 138L113 141H117ZM143 139L148 140V142L146 140H143ZM207 139H208V141H207ZM209 139L210 140H214L215 139L216 141L215 140L214 141H210ZM240 139H241V141H240ZM131 140H133V141H131ZM145 141H146V143H145ZM174 141H175V143L177 145L173 143ZM245 141H246V143H245ZM130 142H131L132 145H135V146L133 147L132 145H130ZM170 142H172V143H170ZM117 143H119V142H116V144ZM197 143H199V144H197ZM237 143H240V144H237ZM179 145H180V147H182L183 150L179 149V147H177ZM192 145H194V146H192ZM220 145H221V147H220ZM237 145H240L239 146L240 148L237 147L238 149H237V151H235ZM0 146L2 148H6L5 147V143H3V142L0 144ZM149 146H151V147H149ZM171 146H173V147L170 148ZM190 146H191V148H190ZM136 147H139L138 149L140 151L139 150L134 151V150L137 149ZM145 147L146 148L148 147V148L144 151ZM130 148H132V150ZM201 148H203V149H201ZM232 148H234V149H232ZM247 148L249 149V151H248ZM27 149L29 150L30 148H27ZM89 149H91L92 152H87V150H89ZM108 150H110V151H108ZM116 150H117V153H116ZM147 150H148V152H147ZM167 150H168V152H167ZM224 150H227V151H224ZM241 150H242V152H241ZM114 151H115V153H114ZM142 151L146 152L147 154L143 153ZM169 151H171L172 154ZM228 151H232V152H228ZM239 151H240V153H239ZM85 152H87L89 154H86L84 156ZM165 152H167V153H165ZM187 152H189L190 155ZM94 153L96 154V156L94 155ZM121 153L122 154L124 153V154L122 155ZM168 153L171 154V155H169ZM241 153L244 154V155H242ZM143 154H145L147 156H145ZM232 154L233 155L235 154V155L233 156ZM124 155H126V156L128 155L127 157H129V158L125 157ZM148 155H149V157H148ZM115 156H120V158L122 159V160L120 159L121 163H118L116 161L117 159L115 158ZM133 157H135L134 160L136 161V162L134 161V164H133V162H130L131 160H133ZM222 157H223V159H222ZM230 157L233 158V160ZM125 159H127V161ZM221 159L224 160V161H221ZM158 160L160 161V163L164 162L165 165L161 166L162 164H159ZM229 160H230V162H229ZM84 161H86V160H84ZM166 162H169V163L166 164ZM170 162H172V164H170ZM128 163L131 165V167H130V165ZM220 163H221V165L219 166ZM157 164H159L160 165L159 167H162L163 169H165V166H167V165H168V167L170 165L171 168L170 167L169 168L166 167L167 169H165V172L161 168V170H160L161 173H162L161 174ZM228 164H229V166H228ZM218 167L219 168L222 167V168L219 169ZM226 167H228V168L225 169ZM256 167H257V169H254ZM125 168L127 169V171H126ZM152 168H155V172H154V170ZM156 168H158L157 169L158 171L156 170ZM183 168H185L187 171L184 170ZM187 168H189V169H187ZM19 169H20V175H21L20 176V180H27L29 178L27 170L24 169L23 166L20 167ZM112 169H114V170H112ZM168 169L170 171L171 170H173V171L170 172ZM179 169H181V170H179ZM216 169H217V171H216ZM148 170L149 171L152 170V171L148 172ZM176 170L180 171V173L184 174V175H181ZM252 170H253V173H251V175H249V173L252 172ZM182 171H184V172H182ZM219 171L220 172L223 171V172L220 173ZM224 171H226V172L224 173ZM254 171H256V172L254 173ZM163 172H164V174H163ZM172 172H174V173H172ZM215 172H216V174H215ZM148 173H152V174H150V176L152 175L151 177H153L154 181L160 182L159 183L160 185L158 183L152 181L150 176L147 178L146 176H148ZM178 173H179V175H178ZM246 173H247V175H246ZM109 174L114 176V177L112 176L113 179L109 178ZM141 174H144L143 176H145L147 178V180H145V179H144L145 181L142 180L143 177H142ZM221 174H223V175L221 176ZM120 175H122V177L118 178ZM192 175L195 176V178H193ZM258 175H263V177L260 176V179H259ZM164 176H165V178H164ZM171 176L173 178L180 177L179 180H181L183 177H186L187 179L184 178L185 182L182 179V181L184 183L190 182V184H191L193 182L192 183V187L190 186L192 188V189L190 188V192L192 193V194L190 193L191 196L195 195V190H196L195 188H196V186H198L197 184H194V180L196 181L195 183H197V180L200 178V180L202 179V182H203V184L201 185L202 188L200 187L201 188L200 189V193H199L200 195H198V196L195 195L194 198H190V199L194 200V202L192 203V200H191L189 202L191 204H189L187 207L174 209L173 214L170 213V212H166L163 209V207L159 206L160 204L165 202V199L168 196L167 190L169 189L168 192H173L177 188V186H179L180 183H181V182L179 183V181L176 179V181H178V183L175 181L176 182V185H175L176 188L175 187L173 188L172 186H174L173 182H174L175 179L173 180ZM190 176H192L193 179ZM216 176L220 177V178H216ZM244 176H248L247 178L246 177L244 178V179H247V180L243 179ZM107 177L109 178L108 180H110V182L109 181L106 182V178ZM196 177H198V178H196ZM251 177H252L253 180L251 179ZM257 177H258V179L260 181H257L258 180ZM114 178H118L120 180L117 179V181H115ZM149 178H150L151 181L149 180ZM164 179H167V180L170 179V182L167 183V180H164ZM232 179H233V181H232ZM248 179H251V180L248 181ZM96 180H97L98 183L95 182ZM171 180H173V181H171ZM190 180H192V182ZM236 180H237V182H236ZM238 180H239V182H238ZM240 180H242V181H240ZM79 181H80V183H79ZM147 181H150L151 183L148 182L149 185H147L145 183ZM162 181H163V183H162ZM244 181H247L249 183V184L248 183H246V184L244 183V185L246 187L249 186V185L251 187L249 189L248 188L246 189V187L243 185V187H245V189L244 188H239L240 190L236 189L235 186L242 187L241 184ZM251 181H252V184H253V181H255L256 182V183H254L255 185H251L250 184ZM142 182H143L144 185L142 184ZM209 182H211V183H209ZM166 183H167V186L165 185ZM260 183H262L261 184L262 186L260 185ZM91 184H93L94 186L91 185ZM237 184H239V185H237ZM256 184L258 185V187L259 186H261V187L260 188L254 187V186H256ZM76 185L79 186V187H76ZM97 185L98 186H103V187H96ZM126 185H127V187H126ZM193 185L194 186L196 185V186L194 187ZM223 185H225V186H223ZM85 187L90 188L91 190L94 189V191L96 190L95 191L96 194H94L95 195L94 199H93V196H92V193H94V191L92 190V193H91L92 197H91L87 193L88 191H90V189L87 190ZM94 187H96V188H94ZM170 187H172L173 189L170 188ZM220 187H221V189H220ZM165 188H167V189H165ZM256 188H257V190H256ZM85 190H86V192H85ZM201 190H203V191L201 192ZM211 190H213V191H211ZM237 190H239V191H237ZM165 193H167V194H165ZM85 194H86V196L88 195L92 200L87 198L88 196L86 197ZM148 194H150V195H148ZM162 194H164V195H162ZM116 195L117 196L118 195H122V196H119V198H118ZM165 195H167V196L165 197ZM244 195H245V198H244ZM148 196H150V198H152V199L150 200V198H147ZM205 196H207L206 197L208 199L207 201H204V200H206ZM237 196H239V198H236ZM231 197H234V198H231ZM115 198H117V200ZM153 198L154 199L156 198V200L158 198V200L155 201ZM201 198H202V200L204 199L203 200L204 202L201 201ZM83 199H85V200L83 201ZM210 199H213V200H211V202L214 201V200H215V202L213 203L214 205L212 204L213 206H210L211 208L210 207L209 208L214 210L213 207L217 206L215 204L218 203V207H215V210L217 208L221 207L220 209L222 210V213H223V215H222V214L217 213L218 209H217V212L214 210L215 218L218 217V215H222V216H219L220 218H223V216L225 215L224 218H226V215L228 217V213L229 214H231V213L234 214V215H232V217L234 218L233 220L231 219L232 218L231 215L228 218V220L229 219L232 220V221L230 220V222L228 220H226L227 218L223 219L224 224H225V221H226V223L228 221L229 225L228 224L227 225H221V224H223L222 221L221 222L219 221V224H218L217 223L218 219H216L217 221L214 220V222L217 223V226L220 225V227H223L222 228L223 231H222L221 228L220 229H215L217 226L215 227V224L212 221L213 217H214V214H210V216H213L212 220L210 219L211 217H209L210 220H208V221H206L207 218H204V217H206V215L208 213H210V212L212 213L213 210L210 211V209H209V211H206V210L204 211L203 209H201L199 211H196V210H198L197 208L199 206L198 207L194 206L195 203H198V205L203 207V206H205V204H207L206 202L210 201ZM149 200L152 201V202L154 201L153 204L155 203L156 206L153 207L154 205H152V206H150L151 209L148 208L149 207L148 206V204H149L148 201ZM67 201H70V200L67 198ZM81 202L83 204L82 206H81ZM158 202H159V204H158ZM201 202L204 203V205ZM221 203H222V205H221ZM232 203H235V204H232ZM261 203H262V205H260ZM208 204L210 205L211 203L209 202ZM225 204H226L228 210L223 212L224 211L223 209L226 210V208H223L225 206ZM138 205L140 206L138 209H142L141 206L143 207V206L146 205L147 207L144 208V209H147V210L149 209L148 210L149 212H150V210H152V213H154L156 209H157V211H160V214L156 218V221L152 222V220H151L152 218L149 217L151 214L150 215H146V214H148V211L145 210L146 219L149 218V220L151 221L150 223H152V225L154 226L153 227L154 229L151 227L153 232L150 231L151 234H152V239L151 238L150 239L154 240V241L150 242V241L146 240L145 243L148 242V243H151V244H153V243L155 244V243H158V241H159V239H157V238H160V241H161L159 243L160 245L156 244L154 246V244H153V246H151L150 244L143 243V237L146 234V232H148L147 231V227L149 226V224L146 225V223H145L144 224L145 226L140 227L141 230H140V228H138L137 229L138 231H137L136 228H134L133 225H132L134 222L128 220L130 215H131L132 210H134V208L137 209ZM230 205H231V207H230ZM234 205H235V207H233ZM249 205H250V207H249ZM259 205H260L261 208L259 207ZM189 206H190V208H189ZM33 207H35V206L34 205H30V208H33ZM205 207H207V206H205ZM207 209H208V207H207ZM229 209L230 210L232 209L233 211L231 212ZM256 209H260V211L257 210L258 211L257 212ZM221 210H219V211H221ZM83 211L84 210H82V212ZM191 211H192V214H193V212H195V213H197V212L199 213L200 211L204 212L203 214L205 216L203 217L202 216L203 214L201 215V212H200L199 215H197L198 213L196 214L197 218L193 217V216H191L192 215ZM205 212H208V213H205ZM253 212H255V213H253ZM180 213L183 214V215L181 216ZM241 213H243V214H241ZM189 214H191L190 215L191 218L188 216ZM185 215H187L190 220H194L195 218L198 219L199 217H202L201 219H199V223H201L200 220H203L202 223L205 222L208 225L206 226V224H204L203 225V227H204L203 229L204 230H203V229L200 228V226L202 224H200V226H199V224H197L198 221L196 220V224H197L196 226L200 228V229H198V228L197 229L198 230H202V231L199 232L196 229V227L194 226L193 228L196 230V232H195L196 234H194L195 230L193 231L191 229L192 228V223H190L189 219L185 218L187 221L184 219V217H187ZM152 216H153V214H152ZM250 216H252V217H250ZM41 217H40V219H43L45 216H43V218H41ZM93 217L94 216L91 214L90 217H89V222L91 220H93ZM192 217L194 219H192ZM220 218H219V220H220ZM74 219H77V218L75 217L71 221H74ZM174 219H175V221H174ZM177 219L180 220V221L184 220L186 222L182 223V221L180 222ZM251 220H252V223H251ZM176 221H177V223H176ZM211 221H212V224H210ZM131 222H132V224H131ZM178 222L182 223V226H180V223H178ZM71 223H73V222H71ZM153 223H155V224H153ZM175 223H176L177 226H175ZM11 224H14V223H11ZM194 225H195V222H194ZM209 225H211L212 228H213L212 225H214V229H215L214 232H213V229H212L211 233L209 232L210 230L208 228H207L208 230H205L206 227H208ZM167 226L170 228V230H169V228ZM173 226H174L175 229L173 228ZM186 226H188V227L191 226V228H188ZM178 227H182V228L180 230H176V228H178ZM60 228H61V225L58 224V225L55 226V228L47 230L46 236L48 235L49 237L48 236L47 237L49 239L45 242V244L48 243L51 247H55L57 245V242L53 240L55 235H57L59 237L62 236V237H60L62 239L65 237L64 235H68V233L63 232V231L61 233ZM172 228L174 229L173 231H172ZM105 229H107V230L105 231ZM166 229L169 230V233L167 232ZM188 229H191L193 232L189 231ZM249 229H251V231ZM255 229H256V231H255ZM187 230L189 231V233L191 232L190 233L191 236L197 237L196 240H198V241L193 240L191 237L189 239V241H191V242H185L186 239L182 240V239H184L185 236H186V238H188L190 236V235L187 236L185 234V232ZM230 230H233V231L231 232ZM253 230H254V232H252ZM133 231H135V232H133ZM144 231H146V232H144ZM183 231H185V232H183ZM188 231L186 232L187 234H188ZM205 231H207L209 234L207 235ZM257 231L259 232V234H258ZM12 232H13V230H12ZM138 232H139V235H138ZM165 232H167V233H165ZM170 232H171V236L173 234H175V235H173V238L171 236H169ZM175 232L179 233L177 236L179 237V235H180L181 240L178 241V239L180 237L178 238L176 236ZM201 232H205V233H201ZM249 232L253 233V234H250ZM58 233H60V235H58ZM99 233H100V235H99ZM156 233H157V235H156ZM182 233H184L185 235H182ZM192 233L194 235H192ZM198 233L204 234L205 238L202 235H201L202 236L201 237L200 234H198ZM246 233L248 235L254 236L253 242L250 241V240H252L251 238L249 240L250 243H252L251 246L248 245L249 241L246 240L247 239L246 238L247 237ZM132 234H133V236H132ZM198 235H199V237H198ZM120 236L124 237V238L122 237L123 240H122V238ZM135 236H137L139 238V241H140V242H137V244H136L137 238ZM156 236H157V238H156ZM167 236H169L171 239H169V237L167 238ZM238 236H241V237H238ZM131 237H134L135 240L133 238L132 240L130 239L131 240L130 241L129 238H131ZM161 237H164V239L161 238ZM175 237L178 238L177 239L178 242L175 241V239H176ZM221 237H222V239L220 240ZM249 237L250 236H248V238ZM255 237H256V240H255ZM257 238L259 239L257 244L260 242L258 245L256 244V241L258 240ZM127 239L129 240V242H128ZM144 239H146V238H144ZM147 239L150 240L149 237H147ZM155 239H157V240H155ZM168 239H169L170 242L169 241L167 242ZM206 239H207L208 242L206 241ZM121 240H122V242H121ZM141 240H142V243H141ZM132 241H133V243H132ZM171 241H173V242L171 243ZM182 241H184V242H182ZM186 241H188V240H186ZM199 241H200V243H199ZM87 242L88 243H93V247L95 245V249L94 248H93L94 250H92V248L89 249L90 247H88V246L89 245L92 246V244H87ZM139 243H141V245ZM169 243L172 244L173 246L176 245L177 249L173 250L174 248L173 247L171 248L170 246H172V245H169ZM179 243L180 244L184 243L183 245H185V247H186V249H184L185 253H184V251H182V248H185V247L183 245H182L183 247L182 246L180 247ZM243 243H245V244H243ZM254 243H255L256 246L254 245ZM16 244L19 247L22 246L21 243H19V242H17ZM134 244H136L137 246H135ZM164 244H168V245H166L168 253L164 252V251H166L165 250L166 248H163V247H165ZM3 245H4V243L0 241V246H3ZM106 245H109L110 247L109 246L107 247ZM147 245H148V248L147 247L146 248L147 249L150 248L149 250H147L148 252L150 251L149 253L147 251L145 252L146 249L145 250L143 249ZM85 246H87L86 249H84ZM149 246H151V247H149ZM140 247H143V248H140ZM197 247H198V249H197ZM103 248H107V250L103 249ZM161 248H163V249H161ZM217 248H219V247H217ZM217 248H215L213 246V249L211 250V252L213 251L212 253L216 254L215 253L216 252L215 249H217ZM260 248H261V250H260ZM140 249H141V251L143 249V252L140 253V251H138ZM248 249L250 251H248ZM253 249H257V250L253 251ZM90 250L94 251V253H92L93 256H92V254H90L92 251L88 252ZM195 250H196V252H195ZM181 251H182V253H181ZM28 252H29V254L31 256L34 257L33 264H41V262H39L37 260V258H36V256H37V251L36 250L29 249ZM133 252H136V253H134V256H133ZM178 252H179V254H178ZM186 252H187V254H186ZM188 252H189V254H188ZM255 252L258 255H256ZM87 253L89 255H91L89 257V259H88L89 263H88V261L86 259V258H88V254ZM103 254H105V257L102 256ZM183 254L185 255L184 256L185 259L183 258ZM94 255H96V256H94ZM145 255L147 257H145ZM210 255H212V254H210ZM210 255H209V257H210ZM175 256H177L179 258V260ZM180 256H182V259H184L183 263L181 262L182 259L180 260ZM188 256H190V257H188ZM256 256H258L260 259L257 257L259 260L256 258V260L254 262V259H255ZM92 257H96V259L94 258V259L91 260ZM209 257H207L206 259L200 260V262L198 264H201V262H202V264H206V263L213 264L212 261L210 263V260L213 259V255L211 256L212 258L211 257L209 258ZM244 257H245V259H247L246 261L243 260ZM248 258L250 260H252V261L248 260ZM110 259H111V262L109 261ZM93 260H94V262H93ZM142 260H144V262H142ZM203 261H204V263H203ZM194 262H191V264L194 263ZM51 264H57V261H53ZM120 264H123V262L120 261ZM146 264H150V262L147 261Z\"/></svg>","mask_w":264,"mask_h":264}]
</instances>
